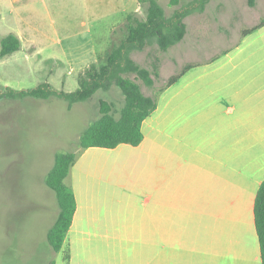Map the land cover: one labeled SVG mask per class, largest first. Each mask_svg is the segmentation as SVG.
Masks as SVG:
<instances>
[{
	"label": "rangeland",
	"instance_id": "1",
	"mask_svg": "<svg viewBox=\"0 0 264 264\" xmlns=\"http://www.w3.org/2000/svg\"><path fill=\"white\" fill-rule=\"evenodd\" d=\"M90 1L96 8H88L89 0H58V10L38 12L45 32L36 39L39 55L37 59L3 60L0 94L8 88L31 90L43 83L54 91H74L86 71L79 65L90 61L91 52L101 55L94 65L102 64L111 46L125 38L127 17L142 20L147 13V0ZM157 1L166 19L177 11L187 13L183 19L186 32L182 41L166 51L151 44L131 52L140 66L158 67L151 88L128 75L145 95H157L163 104L175 94L191 96L197 85L220 82L219 74L224 71L217 69L264 67V28L242 36L264 18V0H255L253 7L248 0ZM34 62L39 65L33 66ZM187 65L191 66L189 74L178 79L171 90L159 92ZM186 84L193 87L186 88ZM100 101L110 103L119 117L123 96L115 86L76 104L57 97L0 100V264H149L153 210L148 197L147 122L145 141L136 154V175L117 170L115 165H121V160L107 162L111 176L136 179V204L126 208V228L77 236L70 263L64 260L65 245L55 254L47 242L59 208L45 177L56 155L78 151L79 137L100 117Z\"/></svg>",
	"mask_w": 264,
	"mask_h": 264
},
{
	"label": "crops",
	"instance_id": "2",
	"mask_svg": "<svg viewBox=\"0 0 264 264\" xmlns=\"http://www.w3.org/2000/svg\"><path fill=\"white\" fill-rule=\"evenodd\" d=\"M58 3L0 0V41L13 34L20 45L0 63L37 59L36 39L45 34L38 12L58 10ZM87 6L96 8L90 0ZM100 57L92 51L80 69ZM215 71H224L221 81L197 85L191 96L175 94L163 104L156 99V109L142 123L140 145L82 151L68 176L76 202L65 240L68 263L77 236L126 228V208L136 204V179L111 176L107 162L121 160L117 170L136 175L147 122L149 264H261L254 201L264 180V67Z\"/></svg>",
	"mask_w": 264,
	"mask_h": 264
},
{
	"label": "trees",
	"instance_id": "3",
	"mask_svg": "<svg viewBox=\"0 0 264 264\" xmlns=\"http://www.w3.org/2000/svg\"><path fill=\"white\" fill-rule=\"evenodd\" d=\"M176 2L175 0H172ZM255 0H248L250 7ZM147 13L140 20L133 15L127 17L126 36L119 44H114L104 57V62L99 66L91 65L81 77L79 87L72 92L54 91L47 83H43L31 90L14 91L6 89L0 94V100L33 98L49 100L57 97L68 101L70 104L85 102L98 90H108L111 86L117 87L123 96V106L116 118L113 106L105 101L99 102L100 117L90 124L79 137L75 153H62L54 158L52 169L45 177L44 183L53 191L58 203V217L52 228L47 233V242L50 249L58 254L65 245L66 236L76 210L73 190L66 180L71 167L79 158L82 151L89 148L114 149L118 145L126 144L138 146L143 141L142 123L156 109L157 95H145L135 80L128 78L132 74L147 88L154 85V77H158V67L144 68L131 58L132 51H141L146 46L155 44L161 51L182 41L186 27L183 19L185 12H175L166 19L164 10L157 0H147ZM203 5V3H202ZM264 27V18L250 29L244 30L242 36ZM19 41L16 37L8 35L0 41V57H8L19 50ZM191 68L185 66L182 71L171 76L165 87L176 83L181 76ZM164 90L160 89L159 92ZM254 224L260 249L261 264H264V180L262 181L254 201ZM69 251L66 247L65 261H69ZM54 264V263H51Z\"/></svg>",
	"mask_w": 264,
	"mask_h": 264
}]
</instances>
